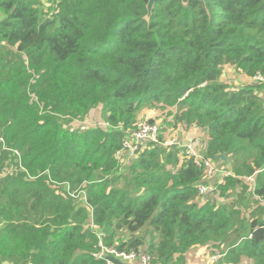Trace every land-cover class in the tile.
<instances>
[{
    "label": "trees",
    "instance_id": "1",
    "mask_svg": "<svg viewBox=\"0 0 264 264\" xmlns=\"http://www.w3.org/2000/svg\"><path fill=\"white\" fill-rule=\"evenodd\" d=\"M50 1L0 0V264H105L101 239L153 264L200 244L228 246L214 264H264V215L240 208L264 199V0H159L149 18L148 0ZM225 64L252 82L231 87ZM158 107L227 153L239 208L201 194L203 168L163 132L122 166Z\"/></svg>",
    "mask_w": 264,
    "mask_h": 264
},
{
    "label": "built area",
    "instance_id": "2",
    "mask_svg": "<svg viewBox=\"0 0 264 264\" xmlns=\"http://www.w3.org/2000/svg\"><path fill=\"white\" fill-rule=\"evenodd\" d=\"M256 79L264 80L262 75H257ZM160 133H162V125L155 120L142 119L137 124V127L134 130H128L127 136L124 139L122 149L118 152L120 160L128 154L130 157L135 158L137 154L145 148L141 145H148L151 142L160 141ZM195 140H188L186 143H180L175 137L166 139L163 143L165 145H178L183 148L184 155L186 159H193L194 162L203 168L204 177L203 181L199 183L198 189L203 195L207 194V191L214 189L212 184H207V181L212 178L217 171L220 170L219 160L209 158L206 156L205 152L194 146ZM126 154V155H125ZM91 225L94 226V229L98 232L100 238L104 236V232L100 230L99 226L94 222H91ZM101 251L99 257L105 260V264H117L114 261L110 260L108 256L113 255L127 264H153L152 255L145 250H125L119 249L116 246L105 245L101 239ZM222 254H212L211 257L203 264H214L216 263Z\"/></svg>",
    "mask_w": 264,
    "mask_h": 264
},
{
    "label": "rangeland",
    "instance_id": "3",
    "mask_svg": "<svg viewBox=\"0 0 264 264\" xmlns=\"http://www.w3.org/2000/svg\"><path fill=\"white\" fill-rule=\"evenodd\" d=\"M42 2H43V6H44L45 11L50 12V14H51L52 11L50 10V8L51 7L55 8L56 5L53 2H51L50 0H42ZM1 17L2 16H1V13H0V18ZM222 74H223V79H224L222 81H224V82L227 81L226 83H228L233 88L234 87H237V86H239V87L240 86H243V85L247 84L248 82L249 83L252 82L251 79L243 76L241 74V72L237 71V69H235V67H233L232 64H225L223 66V73ZM149 110H151L153 112H148V109H143L141 111V115L140 116L142 117V119H150V120L158 121L162 125V132H163V134H164L165 131L174 129V125L168 123L167 121H165L164 117H162V114L163 115H168V114L167 113H162L163 110L161 108L158 107V108L149 109ZM154 112H158L160 114L157 115V116H154ZM88 120L89 119H86L83 122H76L75 124H81V123H84V122H88ZM195 127H200V126H195ZM189 130L190 129H188L186 131H189ZM0 140H2V142L5 141L1 136H0ZM189 140H192V139H189ZM182 143H184V141H182ZM200 143H201L200 146H198V144L196 142H194V146L195 147H198L200 149H202V147H205V145H203L204 144L203 143V140ZM144 146L145 145H141V148L144 147ZM205 148L203 150L204 152H205ZM122 166H127V162L124 161L123 164H122ZM219 172L220 171H217L216 174H219ZM228 174H230V173H227V175ZM225 175L226 174L224 173V176ZM203 177H204V175H203ZM217 182H219V181H217ZM221 182H223L222 183L223 186L221 187V189H219L218 192H213V191H209L208 190L207 193L208 194L213 193L214 196H216V200H218V202L220 204L226 202V204H228L229 206H231V204H232V207L235 206V207L239 208L237 206V202H239L240 200L237 201V193H236V189L234 188V182L226 181V180H222ZM240 191L243 192V193H246L247 192L246 190L244 191L242 189H240ZM248 197L249 198H252L250 200V202L254 206L257 205V204H259L261 202V200H262V199H258V198L253 197L252 191L248 192ZM200 201H203V200L201 199ZM240 208H245V206H240ZM260 212H262V210H260ZM242 214H243V217H246L248 219V222L246 221V224L247 225H249V220H251V218L253 216H262L258 212L255 213V214L247 215L246 211H242ZM237 224H240V222H238ZM222 246L223 247H214L213 248L212 246H210V245L208 246L207 244L197 245V246H195V247H193V248L190 249L189 252H191V254L188 256V258L186 260V264H203V263H205L211 257L212 254H221L223 248H224V250H227V248H228L227 245L225 247H224V245H222ZM244 261H245L244 264H249V261L248 260H244Z\"/></svg>",
    "mask_w": 264,
    "mask_h": 264
},
{
    "label": "crops",
    "instance_id": "4",
    "mask_svg": "<svg viewBox=\"0 0 264 264\" xmlns=\"http://www.w3.org/2000/svg\"><path fill=\"white\" fill-rule=\"evenodd\" d=\"M243 75V74H242ZM244 76V75H243ZM246 77V76H245ZM248 78V77H247ZM250 79V78H249ZM221 80H224L223 79V74L221 76ZM226 81V80H225ZM227 82V81H226ZM249 83V82H248ZM148 112H153L151 110H148ZM160 113L158 112H154V116H157L159 115ZM163 115V114H162ZM93 118L89 119V121H92L94 119H97L98 118V113H95L92 115ZM142 119V118H141ZM166 121V120H165ZM168 122V121H167ZM173 123V122H172ZM174 125V124H173ZM181 124H178V126H175L174 125V129L172 130H168V131H165L164 132V137L165 138H172V137H175L177 140H179L180 143H182V141H184V143H186L189 139H193L195 140V142L198 144V146H200V142L203 140V145H207V142H208V131L205 130L204 128L202 127H195V126H191V127H185ZM190 129L189 131H186ZM176 132V133H175ZM175 133V134H174ZM173 134V135H172ZM189 137V138H188ZM183 144V143H182ZM205 147H202V150H204ZM126 155V154H125ZM133 157H130L128 154L122 159L121 163L123 164V162H127V165H129L132 161H133ZM228 166L225 165V164H220V172L219 174H215L212 178H210L208 180L209 184H212V183H218L217 181H222L224 179V173L227 174V173H230V170H228ZM223 173V174H222ZM225 180V179H224ZM251 181V182H250ZM245 182L250 186V190H252L253 186L255 185V177H249L247 179H245ZM240 187L237 189L236 193L240 194L241 191H240ZM253 197L255 198H258V199H262L261 202L257 205H252V203L250 202V200L252 198H249L248 196H245V202L247 203V206H245V208H242V211H246L247 215H250V214H255L257 212H259L261 215H264V199L257 196V195H254L253 194ZM239 200L238 196H237V201ZM260 210H262V212H260ZM191 254V252H189L187 254V258L188 256Z\"/></svg>",
    "mask_w": 264,
    "mask_h": 264
},
{
    "label": "water",
    "instance_id": "5",
    "mask_svg": "<svg viewBox=\"0 0 264 264\" xmlns=\"http://www.w3.org/2000/svg\"><path fill=\"white\" fill-rule=\"evenodd\" d=\"M157 1H159V0H148V4H147V9H148V15H147V17L148 18L151 16V14L153 12V9H154V6H155V4H156ZM182 1L184 3H188L190 0H182ZM202 1H203V5L205 6L204 0H202ZM215 158L222 163V162H226L227 161L228 156H227V153L224 152L222 154L216 155ZM108 258L110 260L114 261L117 264H127V263L123 262L121 259H119V258H117V257H115L113 255L108 256Z\"/></svg>",
    "mask_w": 264,
    "mask_h": 264
}]
</instances>
